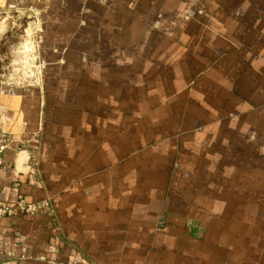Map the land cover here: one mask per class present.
<instances>
[{"label": "crops", "instance_id": "0c3cea01", "mask_svg": "<svg viewBox=\"0 0 264 264\" xmlns=\"http://www.w3.org/2000/svg\"><path fill=\"white\" fill-rule=\"evenodd\" d=\"M20 18L0 205L51 208L0 264H264V0H0V46Z\"/></svg>", "mask_w": 264, "mask_h": 264}, {"label": "rangeland", "instance_id": "374dc122", "mask_svg": "<svg viewBox=\"0 0 264 264\" xmlns=\"http://www.w3.org/2000/svg\"><path fill=\"white\" fill-rule=\"evenodd\" d=\"M13 22L14 26L11 27H13L14 31L8 32V35L4 38V40L9 39V45L4 42L5 44L2 43L0 46V82L14 83L27 88L36 83L35 75L33 74L35 66L31 62H25L22 65L16 62L19 61L18 57L20 59L23 58H21V55L33 60L26 46L29 42V34L26 33V23L22 18L14 19L11 24ZM14 74L16 78L13 77Z\"/></svg>", "mask_w": 264, "mask_h": 264}, {"label": "built area", "instance_id": "2783aa9c", "mask_svg": "<svg viewBox=\"0 0 264 264\" xmlns=\"http://www.w3.org/2000/svg\"><path fill=\"white\" fill-rule=\"evenodd\" d=\"M12 145V138L5 133L0 132V168L3 166V154ZM50 201H42L38 203H27L19 200L12 206L0 205V220L12 215L38 216L49 213Z\"/></svg>", "mask_w": 264, "mask_h": 264}]
</instances>
